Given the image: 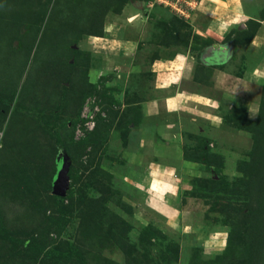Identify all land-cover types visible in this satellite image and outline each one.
<instances>
[{
    "label": "rangeland",
    "instance_id": "374dc122",
    "mask_svg": "<svg viewBox=\"0 0 264 264\" xmlns=\"http://www.w3.org/2000/svg\"><path fill=\"white\" fill-rule=\"evenodd\" d=\"M85 1L62 5L73 6L75 15ZM207 1L204 9L202 0H93L92 22L101 20L102 33L74 39L76 58L71 51L66 57L58 50L37 51L41 38L33 40L32 33L47 0L0 1V264H20L17 255L5 254L11 238L35 239L41 230L38 242L47 252L21 262L71 264L66 248L72 244L94 264H126L129 250L133 264H264V241L247 233L246 214L261 177L251 179L246 169L253 144L264 136V80L227 79L232 93L226 98L216 83L219 74L225 77L220 69L206 73L204 82L173 85L159 83L151 61L165 46L173 20L164 7L185 21L196 4L205 21L228 12L218 0ZM262 6L259 16L264 1ZM185 24L183 32L190 30ZM251 28L257 32V23ZM260 32L258 45L264 42ZM237 33L232 39L244 48L249 37ZM239 47L230 63L234 75L247 58ZM262 51L249 53L248 62L255 64ZM69 64L78 72L74 84L62 76ZM90 84L93 92L76 111L70 101ZM185 84L200 94L181 90L175 110H167L163 97ZM148 103L157 107L148 110ZM89 120L92 127H86ZM65 193L64 227L57 233L59 207L52 194ZM44 205L46 211L39 207Z\"/></svg>",
    "mask_w": 264,
    "mask_h": 264
},
{
    "label": "trees",
    "instance_id": "16d2710c",
    "mask_svg": "<svg viewBox=\"0 0 264 264\" xmlns=\"http://www.w3.org/2000/svg\"><path fill=\"white\" fill-rule=\"evenodd\" d=\"M0 1H6L8 3L11 0H0ZM47 1L48 2H45L44 4L45 7L43 8V12H42L43 17L40 19L41 24L38 26L36 25L32 33L33 40L36 37H38V35H40L39 37L41 38L39 42L41 45L39 46V48H37V51L38 49L42 51L51 49V52H53L54 50H58L57 52L58 56L63 57L64 56L63 54L70 53L69 51H71L72 54L77 52L75 48L71 47V44L74 42V39L79 38L81 34L87 33L91 35H101L102 33V23L100 22L101 20L99 21L98 25H96L95 22H92L96 14V11H91L90 9L91 8L90 4L93 6V3H92L93 0H86L85 2L87 3V7L82 10L78 9V12L75 15H74V12H75L74 7L69 6V5H66V6L62 5L63 0H47ZM29 3H31V0H24V2L21 5L23 4L26 5ZM49 4L53 6V7L51 6L52 9L51 7H49ZM122 5H123V1L118 5L120 8L119 11L121 10ZM71 7H72L73 13L71 12ZM93 9L95 10V8ZM167 11L170 12L169 10ZM170 13H172L173 15L172 17L173 20L171 21V24L169 26L166 25V32H165L166 36L163 38L166 40H163L164 41L163 44L165 45L167 44H175V45L186 44L187 43L186 41H188L189 31L183 32V29L181 27V26H184V27L186 26L185 19L176 13H173V12H170ZM44 17H47V23L42 26ZM253 23H256V22H254V20H249L247 24L248 27L245 30L241 31L239 34L237 33V36L240 38H244L245 35H248L250 39L255 34V31L254 30L252 31V28H251ZM96 27L97 29H95ZM48 31L50 33H47ZM0 32L3 33L2 30H0ZM0 49H1V44H0ZM37 55H38V52L36 53V57ZM19 57L20 56H18V59ZM74 57H75V54H74ZM18 59L16 55V58L10 61L11 63L10 66L13 67ZM68 67H69V70H66V72L62 76L63 77L65 76L67 80H72V83L74 84L75 80L79 78L78 72L76 73V71H74L75 66H73L72 64H69ZM59 77L60 76L57 75L56 78H59ZM56 84H58V82H56ZM94 87H95V84L88 85V90H86V92H84L85 91V87H84L83 89L84 93L83 94L80 93V95L77 96L76 99L70 101L71 105L74 104V109H76V111L81 108L82 101L85 97V94L87 92H90V93L93 92ZM64 95H65L64 96V99H65L67 96V92H65ZM19 113L22 114L21 110ZM253 124H256V122H253ZM84 139H83V142H85ZM80 145H79L80 151L84 150V147H82V144ZM250 157L252 158V160H251V163L248 165L246 171L248 172L249 175L252 176L251 179L253 180L255 179L256 176H257L256 178H258V176H261V177H260L259 183L257 184V189H256L257 192L256 193L254 192L252 195L254 198L253 200L254 204L250 206L246 211V214L248 216L247 233L251 234L253 232V240L261 243V241H264V236H263L264 235V136L263 137L259 136L258 143H256L255 145L253 144ZM65 165H66L65 162H62V164L59 165L61 169V172L59 173H61L62 175H63L62 172H65ZM67 195H68L67 193H65L64 195L52 194L53 200L59 207V210H58L59 217L56 219L57 220L56 224L58 226L57 233L61 232L64 227L61 221H62V218H64L65 212H66V210H64L63 202L66 200ZM39 207L40 209L43 208L42 210L46 211L45 205L44 207H41V206ZM124 207H127V206L124 205ZM127 208L129 209L130 207H127ZM96 228L99 231L101 230V228H98L97 225H94L93 229L96 230ZM42 231L44 230H41V232L39 233V236L36 237L35 239H28L23 242L17 243L16 240H13L11 238L9 240V243L5 245V254L17 255L16 257H18V261L20 262V264L22 263L25 264L24 262H21L19 259L21 258L23 260L29 261L32 258V254L35 253L37 255H40L44 253V251H46V247L44 246V244H41L42 241L38 242V240H43ZM233 234L234 233L231 232L232 236ZM0 237H3V236H0ZM260 246L262 248L260 250V253H261L260 258H263L264 257V246L263 245H260ZM66 249H67L66 255L68 256V261L71 264H94V262H92L91 260H90L91 262L88 263L84 259V257L80 253H78V247H76L75 245L69 244ZM130 251L131 250L125 251L127 253L125 257V259H127L126 264L134 263V262L132 263V258H128V254L130 253ZM51 256L52 257L54 256L53 251H51ZM96 264H101V263L96 262Z\"/></svg>",
    "mask_w": 264,
    "mask_h": 264
},
{
    "label": "crops",
    "instance_id": "0c3cea01",
    "mask_svg": "<svg viewBox=\"0 0 264 264\" xmlns=\"http://www.w3.org/2000/svg\"><path fill=\"white\" fill-rule=\"evenodd\" d=\"M263 1L264 0H221L220 4L218 0L216 4L227 6L228 12L219 17L216 16V18H212L210 15V18H208L207 21H205L206 17L203 16L204 12L201 14L199 11L196 12V4L195 7L189 10L190 15L195 11L190 18L192 21L186 20L190 25L188 41H186L187 43L179 44L177 47L170 46L167 50L166 48L168 45L163 44L165 46L161 49V52H159L158 57L151 59L152 65L154 64L156 66L153 70L156 72V77L159 79V83L160 81H163L167 84L174 85L178 83L184 84V82L188 81L195 82L193 81L195 79L203 81L205 77L208 79L209 75L207 74H209L210 71L212 72L213 69H220V72H226L227 74L224 73V78H222V73L219 74L220 79L218 80L219 82L216 81V83L220 84L218 85L224 93L222 95L227 98L228 95L232 93L230 90L232 86L229 85L227 79H229L231 83L236 81H239V83H248L252 82V80H264V74H260L261 71L264 73V42H262L261 45H258L256 42V38L262 37V33L260 31H264V15L259 16L262 11ZM202 2L203 8L207 9L208 6L205 4H207L208 1L205 0L204 2V0H202ZM230 5L232 6L230 7ZM165 7L164 9L168 10L169 7ZM182 8L187 9L188 7ZM249 20H254L257 23V32H255L250 39L244 40L245 43L249 41V44L243 45L244 48H242L239 44L235 45L232 38H235V31L239 34L244 30ZM194 40L196 43L194 44L195 46H192L191 43ZM237 47L242 48V50L244 49V53L247 54V58L243 64L242 70H240V73L237 74V72H239V70H237L234 71V75L230 73L232 70L230 63L231 60H233V54ZM260 47L263 51L260 54L258 53L259 56L255 60V64L248 62L249 53H252V51L254 52V50H258ZM194 55L197 56V59L195 60L193 58ZM252 56H254V53H252ZM188 62L192 63V67ZM197 64H200L201 66L197 67ZM195 68L197 70H195ZM230 75L233 76V78L229 77ZM167 84H164V86ZM189 84H185V88L178 90L176 93H171L170 95H165V97H163L162 104L165 108H167V110H175L173 108V105H175L173 104V101L174 98L178 96L177 94H180L181 90L187 92L190 97H194L190 94H200L198 93L200 89ZM190 86L191 90H189ZM149 103L147 106L148 110L151 107H157V103ZM163 135L161 138H163Z\"/></svg>",
    "mask_w": 264,
    "mask_h": 264
},
{
    "label": "built area",
    "instance_id": "2783aa9c",
    "mask_svg": "<svg viewBox=\"0 0 264 264\" xmlns=\"http://www.w3.org/2000/svg\"><path fill=\"white\" fill-rule=\"evenodd\" d=\"M90 110L88 111V113H87V116H89L90 118H92V115H90ZM88 123H90V125L88 124ZM93 123V121L92 120H89V121H87V123H86V127H92V124Z\"/></svg>",
    "mask_w": 264,
    "mask_h": 264
},
{
    "label": "water",
    "instance_id": "95a60500",
    "mask_svg": "<svg viewBox=\"0 0 264 264\" xmlns=\"http://www.w3.org/2000/svg\"><path fill=\"white\" fill-rule=\"evenodd\" d=\"M62 177V176H61ZM62 182L61 184L63 185V182L65 183V177H62V178H58L57 179V184H58V186H59V182ZM60 187V186H59Z\"/></svg>",
    "mask_w": 264,
    "mask_h": 264
}]
</instances>
